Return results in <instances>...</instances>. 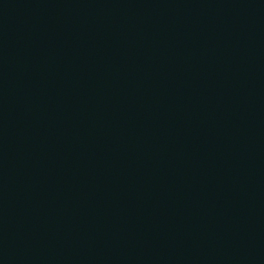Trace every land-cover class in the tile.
Wrapping results in <instances>:
<instances>
[{
  "label": "water",
  "instance_id": "obj_1",
  "mask_svg": "<svg viewBox=\"0 0 264 264\" xmlns=\"http://www.w3.org/2000/svg\"><path fill=\"white\" fill-rule=\"evenodd\" d=\"M264 158V0H0V264H239Z\"/></svg>",
  "mask_w": 264,
  "mask_h": 264
}]
</instances>
